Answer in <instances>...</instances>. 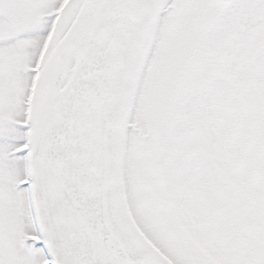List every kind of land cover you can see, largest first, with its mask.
I'll return each instance as SVG.
<instances>
[{
  "label": "snow or ice",
  "instance_id": "obj_1",
  "mask_svg": "<svg viewBox=\"0 0 264 264\" xmlns=\"http://www.w3.org/2000/svg\"><path fill=\"white\" fill-rule=\"evenodd\" d=\"M0 264H264V0H0Z\"/></svg>",
  "mask_w": 264,
  "mask_h": 264
}]
</instances>
